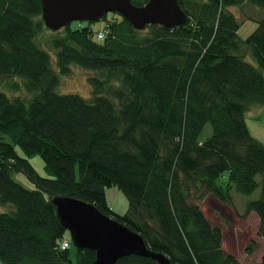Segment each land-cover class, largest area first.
I'll use <instances>...</instances> for the list:
<instances>
[{
  "label": "trees",
  "instance_id": "16d2710c",
  "mask_svg": "<svg viewBox=\"0 0 264 264\" xmlns=\"http://www.w3.org/2000/svg\"><path fill=\"white\" fill-rule=\"evenodd\" d=\"M177 2L186 20L171 28L137 30L108 12L101 28L72 21L50 31L40 0H0V205L13 207L0 212L2 264L94 261L93 250L76 247L71 259L55 195L92 203L171 264H242L224 250L220 227L199 203L207 192L230 204L233 190L259 188L245 211L257 214L264 239V143L245 122L250 107L264 106V0ZM245 20L256 26L240 38ZM72 66L92 73L89 97L56 91ZM206 123L211 132L203 138ZM111 185L128 200L124 214L107 204ZM254 246L248 241L245 251ZM115 264L159 263L131 254ZM252 264H264V254Z\"/></svg>",
  "mask_w": 264,
  "mask_h": 264
},
{
  "label": "water",
  "instance_id": "95a60500",
  "mask_svg": "<svg viewBox=\"0 0 264 264\" xmlns=\"http://www.w3.org/2000/svg\"><path fill=\"white\" fill-rule=\"evenodd\" d=\"M40 4L41 20L50 31L72 21L96 22L108 12L119 13L137 30L151 24L171 28L186 20L177 0H147L141 6L130 0H40ZM52 202L73 246L95 252L91 264H115L119 258L131 254L150 257L159 264H171L162 253L149 250L138 233L102 213L92 203L60 195L53 196Z\"/></svg>",
  "mask_w": 264,
  "mask_h": 264
},
{
  "label": "rangeland",
  "instance_id": "374dc122",
  "mask_svg": "<svg viewBox=\"0 0 264 264\" xmlns=\"http://www.w3.org/2000/svg\"><path fill=\"white\" fill-rule=\"evenodd\" d=\"M231 10H233L235 14H238L237 9L231 8ZM103 22V19H100L96 22H92L91 26L94 29L101 28ZM255 26L256 23L252 20L243 21L238 29L239 37L245 38L253 31ZM91 74L92 73L86 69L72 66L69 74L60 76L56 91L58 93H76L82 97H89L91 88L87 79ZM9 82L10 79L8 78L2 79L1 87L6 88ZM4 91L8 93L6 90ZM12 93L24 94L19 90H12ZM245 122L250 133L256 139L264 143V106L254 105L250 107L245 113ZM210 132L211 126L209 123H206L202 131V137L205 138ZM15 148L20 155L24 156V153L18 146H15ZM28 158L29 162L40 175L47 176L40 156L32 155ZM12 176L26 188H33V184L22 173L14 172ZM76 177H78L77 166ZM259 194V188L248 195L240 194L233 190L231 193V203L228 204L207 192L203 200L199 203L206 218L212 224L220 227L224 250L235 255L242 264L257 263L264 254V239L257 234L259 218L254 211H245L246 201L256 199ZM105 196L107 204L113 212L121 215L127 211L128 200L117 186L111 185L105 187ZM12 209L13 207L10 204L0 205V212H6ZM67 234L70 238L69 232H67ZM250 240L255 242V246L253 250L248 253L245 251V247ZM69 250L71 259L75 261V247L73 244H71ZM0 264L2 263L0 262Z\"/></svg>",
  "mask_w": 264,
  "mask_h": 264
},
{
  "label": "built area",
  "instance_id": "2783aa9c",
  "mask_svg": "<svg viewBox=\"0 0 264 264\" xmlns=\"http://www.w3.org/2000/svg\"><path fill=\"white\" fill-rule=\"evenodd\" d=\"M108 32V29L107 28H103L102 30H100V31H98L97 33H96V37H97V39H102L104 36H105V34ZM69 246V243L67 242V240H64L63 242H62V244H61V248L63 249V248H66V247H68Z\"/></svg>",
  "mask_w": 264,
  "mask_h": 264
}]
</instances>
